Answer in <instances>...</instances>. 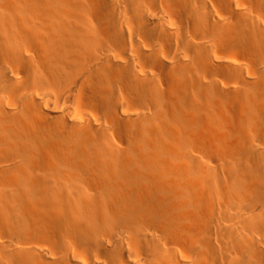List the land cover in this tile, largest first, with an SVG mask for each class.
<instances>
[{"label": "bare ground", "instance_id": "6f19581e", "mask_svg": "<svg viewBox=\"0 0 264 264\" xmlns=\"http://www.w3.org/2000/svg\"><path fill=\"white\" fill-rule=\"evenodd\" d=\"M0 264H264V0H0Z\"/></svg>", "mask_w": 264, "mask_h": 264}]
</instances>
